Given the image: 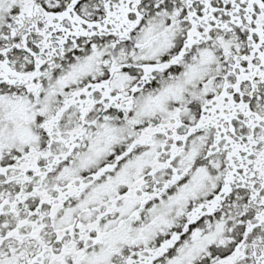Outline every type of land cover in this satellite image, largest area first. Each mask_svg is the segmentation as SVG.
<instances>
[{"label": "snow or ice", "instance_id": "1", "mask_svg": "<svg viewBox=\"0 0 264 264\" xmlns=\"http://www.w3.org/2000/svg\"><path fill=\"white\" fill-rule=\"evenodd\" d=\"M0 264H264V0H0Z\"/></svg>", "mask_w": 264, "mask_h": 264}]
</instances>
